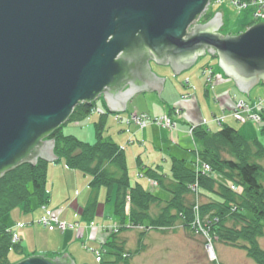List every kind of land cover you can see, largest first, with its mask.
Returning a JSON list of instances; mask_svg holds the SVG:
<instances>
[{
	"label": "water",
	"instance_id": "obj_1",
	"mask_svg": "<svg viewBox=\"0 0 264 264\" xmlns=\"http://www.w3.org/2000/svg\"><path fill=\"white\" fill-rule=\"evenodd\" d=\"M208 2L0 0V176L17 162L56 160L54 141L43 139L79 103L105 94L108 109L123 111L134 92L157 90L159 97L162 78L149 60L176 74L191 68L194 54L207 52L217 55L239 92L264 82V22L222 37L214 15L187 32ZM10 264L74 260L32 257Z\"/></svg>",
	"mask_w": 264,
	"mask_h": 264
},
{
	"label": "rangeland",
	"instance_id": "obj_2",
	"mask_svg": "<svg viewBox=\"0 0 264 264\" xmlns=\"http://www.w3.org/2000/svg\"><path fill=\"white\" fill-rule=\"evenodd\" d=\"M258 1L259 0L245 1L248 2L246 4L243 3V0H241L242 3L237 4L238 9H235L234 7H232V5L236 4V2H232L229 0H209L208 5L205 7L204 11L197 17L196 22H194L192 26L194 27L199 23L204 25L205 23L210 21L214 17V15H218L220 18L219 19L220 22H218V24L221 28L218 29L217 33L220 36L226 37V36L234 35L235 33L241 31H245L250 23H253L252 25H255L257 23L264 21V7H262L264 5L261 6V4H257L256 6L255 3H258ZM205 54H207V52ZM153 62L155 65L159 64L158 62L155 61ZM215 65H218L217 55L216 56L211 55V57L207 55L205 57H202L197 63V65H195L193 68H191L188 71L189 72L188 75H190L191 80L194 82L192 86L190 85L191 90H189V93H192L193 97H190L189 99H191L190 102L193 101L194 103L193 112H196V114L195 113L193 114L192 112L191 113L193 114L195 121L192 120L187 121L186 118H183L181 121L175 122L174 124L169 122L170 131L176 132L179 131L178 128L180 126H185L184 133L192 139L193 146H195V148L193 147L191 149V153L193 156L196 155L197 157L196 156L193 157L191 163H186V162L185 163L188 167L193 168L195 172L201 170L196 168V166H193L192 163L201 164V162H199L198 159H199L200 151L204 146H202L200 142L196 140L195 137L192 136V133H194V130L198 129L199 127H202L208 130L210 133H213L216 132L217 129H220L221 126H223L224 124L223 120L215 119L216 124L211 125L210 121L213 119V116L211 114V111L208 110V105L205 100V91L208 90L210 95L211 96L213 95L212 97L209 95L211 99L212 109L217 106L220 112H221L220 107L218 106L217 103H214V101L218 102L219 96L221 98L223 97L220 100L222 104L225 103L226 99H227L226 103H229L230 102L229 98L233 100V96H235V98L238 100L245 101L246 103H244V106L247 110H249V114H251V111L253 112V108H254L253 102L256 101L255 104H259L260 100L264 101V86L261 85L259 86L258 84L250 92V95L246 96L242 93H239L237 91V88L234 87V84L232 82H231L232 84L229 83L227 85H221V87H217L219 89H227V88H231V85H233L231 89V95L228 96L227 94L225 95V93L224 94L221 93L219 95L217 94V96H215L216 98H214V91L211 85L212 83H216V84L218 83L217 80L214 78V76L211 74L213 69L210 67L214 66V69L219 68V65L218 67H215ZM155 71H159L160 73H166L169 76H171L170 82L172 81V83H174V80L177 84H180L185 81L184 78H182L181 76L174 77L169 69L164 70L162 67L161 68L157 67L156 69L155 67ZM206 71L207 72L210 71V73H208V75L207 74L204 75L203 72ZM219 71H220L219 76L221 77V79H223L222 81H224V79L231 81L226 77L223 78L222 71L220 68ZM208 78L212 81V83L207 84ZM196 91H197V95L195 94ZM136 93H140V92L137 91ZM212 98H214V101H212ZM140 99L141 101L138 108L144 109L146 107L145 105H150V103L147 102V100L143 98ZM159 101H161V98H159ZM179 101L182 102L183 100L181 99ZM220 101L219 103H221ZM94 103L95 106L94 109L92 110L91 115L85 120H82L77 123L76 121L72 122L66 120L65 123L61 124L59 127H61L60 129L62 133L65 136H72L77 139H79L82 136V138H85L84 139L85 141H83L82 139L79 140L83 142H87L86 139H88V133L90 131L92 135L91 136L92 139L91 141L88 142L93 143L95 140L94 125L97 124V121L99 119L101 120L100 116L96 112L101 114L103 113V115H105V118L110 116L109 120L106 122V126L102 134L104 140L109 135L113 136L114 135L113 132L121 128L119 124H123V126L125 127L124 132L128 133L129 137L127 141L124 143V145L118 146L119 150L123 151V153L124 150L127 149L126 146H131L133 144H138L141 147H145V144H143L141 141H135L134 134L130 130V127H133L136 132H142V129L144 131L148 127L152 126L151 122H156V119H157L156 126H160L162 125V121L166 122V119L175 120L174 118H178L173 115L170 116L169 114L168 115L154 114L149 116L150 114H147L145 112H141L140 113L141 115L128 114L126 115L125 118V114H123L125 111L123 112L116 110L114 112L111 111V109L108 110V112L101 111L100 102L97 101ZM123 108L126 109V107L124 106ZM232 109H228V110L231 111ZM262 109H264V105ZM171 110H175V109L172 107ZM176 112L184 113L182 109L180 110L178 109L176 110ZM230 114L232 115L231 119L233 120L232 123L233 126H231L232 128L237 129V131L239 130L242 133L240 134L246 140L252 141L254 138H256L264 146V137L260 134V130L258 129L257 123L255 122L243 123V119H240L241 121L240 120L238 121V119H236L232 113ZM97 116H99V119ZM263 117H264V113L260 112V115L258 116L257 119L261 120ZM198 121L210 122V124L205 126L204 124H201ZM251 149L252 151H250V155H252L255 151L254 146H251ZM225 150L223 149L220 150L219 155L224 159H233V157L229 155V153L226 152ZM253 159L256 163L264 167V158L258 159L254 157ZM38 161H43V160L38 159ZM47 163L57 164L58 162L57 160H53L52 162L50 163L47 162ZM202 164L205 165L204 166L205 169L206 164H204L203 162ZM126 166L128 170V178L130 184L132 186L135 184L141 186L143 192L148 196L149 193L152 192L154 198H151L150 200L149 198H146L147 200L144 199L147 202L142 206V210L144 211L143 213L144 215L142 217L144 219H142L141 223L135 224L130 220L131 209L137 210L138 208L137 205H134L132 203V200L130 199V194L129 195L127 194L128 196H126L127 203L125 204L124 210L121 213L124 218L126 217V220H122L119 215H116L115 210L113 209V213H111V215L109 214L108 216H106L105 220L101 224L100 223L94 224L92 222L94 224L95 230L99 232L102 230L101 232L104 235V239H106L110 235L109 233L111 234L116 233V235H112V238H108V241L110 242H106V243H108V245H111L110 246L111 248L106 247V249L104 250H102V248H100L99 246L94 248L91 247V245L88 244L87 240L81 241V244L78 243L76 246V250L78 252V258H80L82 262L85 261L86 264H101L99 262H102V264L103 263L104 264H257L254 260L248 257V254L245 250L227 246L220 241L216 232L213 231V234H211L210 232L211 227L206 222L207 221L206 218L200 217V206L204 202H207L208 199L201 196L200 191L196 185L189 186L188 192L182 198V201L184 203V208L187 209L189 208L191 211V219L184 224L183 222L186 221V219H184L183 217L184 214L171 211V214L175 218V221L170 220V223L164 222L159 220L160 219L159 216L163 208L166 207V203L171 200V195L160 190L159 188H153V186L155 187L158 186L157 181L143 175L144 170L142 169H145V167L147 166H143L140 162H138L136 166L135 164L132 163V160L130 163L128 162ZM171 166H172V161L167 173L160 171L157 166H155V168L152 167H147V168L156 170L158 174L164 176L165 180H168L170 179V175H171ZM62 167L64 166L62 165ZM210 171L211 168L209 167V171H206V173H210ZM81 177L82 176H80V179ZM85 177L86 179L88 178L91 180L89 175H85ZM213 177H214L213 180L219 181L224 185L230 187L232 191L236 192L239 195L245 192L243 188L231 183L225 178H222L219 174L213 173ZM260 182L264 187V174L262 175ZM47 184H49L48 178H47ZM59 185H60V181H59ZM59 185L55 189L56 198L58 200H61L60 198H63L65 194L66 196L67 194H71V190L70 191L66 190V192L62 191V188H59ZM62 185L63 184H61V186ZM85 185H87V183L84 184L82 181L76 188L81 192L84 189ZM148 190H150V192ZM106 194H107L106 191L104 192V190L102 189L98 192V195L96 197L97 200H98V196L100 200L104 199V205L105 203H108L110 200L113 201L112 195H110L109 200H107ZM88 203L89 202H87V204ZM35 208L39 209L42 212V215L38 218V220L36 219L39 216V213L34 211ZM19 209H21L24 213H28L24 211L23 207H19L13 210L12 212H10L8 215H6L3 218V223L6 225L14 223L13 227H8V229L6 230V234L9 236V244H10V248H9L10 251L7 259L9 263L22 261L38 256V255L24 256L22 254V251L19 250L16 247V245H13L14 243H16L17 239H20V237L18 236L15 230L23 227V225L26 226L25 224L17 223V222L28 221L27 223H30L28 225L29 227L35 226L38 229L37 230L36 228H34V231L28 229L25 232V235L29 238V245H31L32 247L35 246L34 248H38V249L54 247V245H52L54 239L50 238V235H52L53 233L63 234V232L64 231L66 232L67 229L75 230L78 233V230H76L77 228H72V229L68 228V224L70 222L66 223L65 226L67 227L61 226L62 222L58 219L61 217V215L58 211L55 214L53 213V215L57 216L55 217V219L58 222L57 229L54 230V232L44 231L43 228L44 226L38 224L40 222V219L46 216L45 212L48 213V211L51 212L55 211L50 209L45 204L38 205L35 200L32 201L33 214L31 215L30 218L28 217V219L17 218V211ZM213 220H214L213 221L214 224L218 222V219L216 217H214ZM232 222L233 221L228 220L226 223L227 226L228 227L231 226ZM135 225H140L139 226L140 230H138V228H136ZM77 226L80 225L78 224ZM100 228L101 230H99ZM80 232L83 233V231ZM34 233H36V235H34ZM89 233H90V229H89ZM91 240L93 239L91 238ZM256 241L258 245L257 248H259L261 251L264 252V237H258ZM119 249L121 250V252L118 251ZM29 250L31 251L32 249ZM33 251H35V249H33ZM210 251L212 252V255ZM103 256H105L104 258H106V260L108 258H110V260L108 262H104V258H102ZM38 257L50 259L49 257H45L42 254H40ZM95 260L98 261V263H96Z\"/></svg>",
	"mask_w": 264,
	"mask_h": 264
},
{
	"label": "trees",
	"instance_id": "obj_3",
	"mask_svg": "<svg viewBox=\"0 0 264 264\" xmlns=\"http://www.w3.org/2000/svg\"><path fill=\"white\" fill-rule=\"evenodd\" d=\"M252 24L250 23L248 27ZM94 106L95 103L77 104L68 121L85 120L91 115ZM104 126L105 119L99 120L94 125L93 143L65 136L61 127L51 131L46 137L54 141L57 164H62L66 169L78 171L83 175H89L91 178L89 203L82 211L85 217L90 218L95 212L98 204L96 197L98 192L104 189L107 200L112 195L115 214L122 220H126L121 213L127 203L126 196L130 194L132 203L138 206L137 210L131 209L130 220L135 224L141 223L144 219L142 206L147 202L146 198L150 200L154 196L151 193L149 196L146 195L141 186L130 184L125 155L116 144L104 141L102 135ZM260 134L264 137V126ZM194 137L204 146L200 151L199 159L211 168L210 173L200 171L197 176L194 169L188 167L184 160L172 161L168 180L154 169L147 167L142 169L143 175L156 180L158 188L171 195V200L166 203L159 220L169 223L170 220L175 221L171 214V211H174L183 213L186 219L183 223H187L191 219V211L189 208H184L182 198L188 192L189 186L197 182L201 196L208 199L200 206V217L206 218V222L211 227V234L213 231L216 232L222 243L243 249L257 264H264V252L257 248L256 241L258 237H264V187L260 182L264 167L253 159L264 158V146L257 139L246 140L240 132L226 124L213 133L199 127L194 130ZM251 146L255 148L252 155H250ZM222 149H226L225 151L233 159L222 158L219 155ZM48 166L45 161H38L35 165L21 161L14 167L6 169L0 176V264H10L7 260L10 251L9 236L6 234L7 227L3 223V218L19 207H23L25 212L31 211L34 200L38 205L47 203ZM213 173L240 186L245 192L239 195L230 187L213 180ZM214 217L218 219L215 224ZM228 220L233 221L229 227L226 224Z\"/></svg>",
	"mask_w": 264,
	"mask_h": 264
},
{
	"label": "crops",
	"instance_id": "obj_4",
	"mask_svg": "<svg viewBox=\"0 0 264 264\" xmlns=\"http://www.w3.org/2000/svg\"><path fill=\"white\" fill-rule=\"evenodd\" d=\"M216 62V61H215ZM154 66L158 68H163L164 70H170V65L168 64H158ZM215 67H218V65H215ZM213 69L214 72L220 73V71L215 70L213 67H210ZM191 69V68H190ZM182 70L180 73L176 74V77H182L184 80H188V84L192 86L194 82L191 80V77L189 74V70ZM219 69V68H218ZM157 77L162 78V90L159 93L158 97V92L157 90H140L141 93L139 95L134 96L133 100L129 102V105L126 107L127 112L132 111V107H136L137 101H141L140 98H143L147 100V102L150 103V105H145L146 107L144 109H140V112H146V111H152L153 114L159 115L160 113L164 111H168L170 109L177 107L178 109H182L184 112V116L186 117L187 121L192 120L195 121L194 119H190L188 116V111L184 110L185 107H187V101H179V96L180 94L184 93L186 88L179 87V84H177L174 80V83L172 81L170 82L171 76H169L166 73H160L159 71H155L152 69ZM174 70L172 69L171 74ZM186 72V73H182ZM223 78H225L224 74L222 73ZM230 81L226 80L222 83L216 84L214 88V98L217 96V94L225 93L226 91L229 92V95H231V89L233 85H231V88L227 89H219L217 87H221V85H227L229 84ZM176 84V85H175ZM232 84V83H231ZM189 86L188 90H190ZM218 89V90H217ZM187 90V91H188ZM238 91V90H237ZM139 92V91H138ZM239 92V91H238ZM197 95V91L195 93ZM210 93L208 90L205 91V100L208 105V110L211 111V114L213 115H219L220 111L218 107L216 106L215 108L212 109L211 106V99H210ZM149 96V97H148ZM213 96V95H212ZM211 96V97H212ZM198 97V96H196ZM159 98H161V101H159ZM214 98H212V101H214ZM223 98V97H222ZM220 96L218 97V102L214 101V103H219V101L222 99ZM101 106L100 110L108 112L107 105V99L99 100ZM152 102V103H151ZM221 102V101H220ZM190 105L193 106V102ZM132 108V109H131ZM111 111H116L114 109H111ZM120 111V110H119ZM187 111V112H186ZM229 110L227 109V112ZM188 113V114H186ZM229 113V112H228ZM99 119V116H97ZM109 117H106V122L109 120ZM96 123V122H95ZM233 120L231 118H228L224 121V124L228 126H233ZM119 129L115 130L113 132V136L109 135L104 141L106 142H111L113 144H116L117 146H122L124 143L127 141L129 135L128 133H125V127L123 124H120ZM179 131L172 132L170 135L167 131H164L160 128L150 126L147 129H145L142 132H136L133 127H130V130L134 134L135 141H141L143 144H145V147H141L138 144H133L130 147H127V149L124 150V155L126 158V163H130L132 160V163L137 166L138 162H140L143 166L147 167H152L155 168L157 166L160 171H163L165 173L168 172L169 166L171 164V161L173 159H178V160H184L186 163H191L193 159V155L191 153V149L195 146H193L192 139L187 136L184 133L185 126H180ZM90 130V129H89ZM219 129H217L218 131ZM239 131V130H238ZM240 132V131H239ZM241 133V132H240ZM242 134V133H241ZM91 132L89 131L88 133V139L86 141H91ZM85 141V138H82V136L79 138ZM136 143V142H135ZM197 147V146H196ZM158 170V171H159ZM80 176L81 179H80ZM47 178L49 180V184H47V192L49 195V202L47 206L52 209V210H57V209H62L61 213V218L64 221L67 222H74V221H79L81 224L86 223V219H82L83 217V209L86 207L87 202L90 197V189L88 188L90 179H86L85 175L82 173L80 174L78 171H72L69 169H66L65 167H62L61 164H49L48 170H47ZM60 181V185H59ZM83 181L84 184L87 183V185L84 186V189L80 192L76 187ZM61 184H63L61 186ZM62 188V191L71 190V194H66L63 196V198H60L61 200H58L56 198V188L58 187ZM65 188V189H63ZM102 190V189H101ZM104 190V189H103ZM105 192V190H104ZM98 204L96 206V210L92 216L87 217L89 221H92L94 224L96 223H102L105 220V217L108 216L109 214L113 213L114 209V203L113 201H109L108 203H105L104 205V199L100 200L98 196ZM74 212H73V210ZM35 212L39 213V216L37 217L36 220L42 215V212L35 208ZM76 212V213H75ZM33 214V210L28 213H24L21 209L17 211V218L20 219H28L30 218L31 215ZM89 216V215H88ZM19 219V220H20ZM26 222H17V223H22L25 224L26 226H23L21 228L16 229L15 231L17 232L18 236L20 237L21 240V251L24 256H36V255H44L45 257L49 258H54V256H60V255H69L72 260H74L75 264H86L85 261L82 262L80 258H78V252L76 250V246L78 243L81 244V241H88V244L91 245V247H96L94 244L95 243H90L88 240V234H89V229L84 228L83 233H82V238L79 239L77 238V232L75 230H69L66 231L63 234L60 233H53L50 235L51 239H54V242L52 245L54 247L51 248H45V249H38L34 248L35 246L29 245V238L25 235V232L29 229L31 231H34L35 226L29 227L28 225L30 223ZM82 224V225H83ZM7 227H13L14 223L6 225ZM31 228V229H30ZM37 229V228H36ZM38 230V229H37ZM36 235V233H34ZM101 236V235H100ZM29 249H32L31 251ZM35 249V251H33ZM110 258L106 260L104 258V262H108Z\"/></svg>",
	"mask_w": 264,
	"mask_h": 264
},
{
	"label": "bare ground",
	"instance_id": "obj_5",
	"mask_svg": "<svg viewBox=\"0 0 264 264\" xmlns=\"http://www.w3.org/2000/svg\"><path fill=\"white\" fill-rule=\"evenodd\" d=\"M229 1H232V2H236V4H234V5H232V7H234L235 9H238V5L237 4H241L242 2H241V0H229ZM232 2H230V3H232ZM243 3H248V2H245L244 0H243ZM208 5V4H207ZM254 8V7H253ZM252 8V9H253ZM242 9H243V7H242ZM194 22H196V20H194ZM193 22V23H194ZM264 22V21H263ZM263 22H260V23H257V24H261V23H263ZM193 23L187 28V32H191V29L192 28H194L192 25H193ZM257 24H255V25H257ZM199 25H203V24H201V23H199ZM254 25H252V26H250V27H248L245 31H241V32H238V33H235L234 35H230V36H237V35H240V34H242V33H245V32H247L250 28H252ZM219 28H221L220 26H218L217 27V31L216 32H218V29ZM207 55H209L210 57H211V55L210 54H205V55H203V54H201V53H197V54H194L193 55V57H194V61L192 60V65H191V68H193L195 65H197V63L199 62V60L202 58V57H205V56H207ZM197 56V57H196ZM216 56V55H215ZM149 62V64H150V67H151V70L152 69H154L155 70V66H154V62L152 61V60H149L148 61ZM170 67V69H171V71H172V69H173V67H171V66H169ZM183 70H187V69H183ZM215 70H219L218 68L217 69H215ZM222 71V70H221ZM152 72L154 73V71L152 70ZM183 74L184 73H186V72H182ZM222 73H223V71H222ZM155 74V73H154ZM172 74H173V76L174 77H176V74L174 73V71L172 72ZM203 74L204 75H206L207 74V71L206 72H203ZM224 74V73H223ZM212 75L215 77V79L217 80V83H222V82H224V81H226L225 79H224V81H222L223 79H221V77L219 76L220 74L219 73H216V72H214L213 70H212ZM185 82V83H184ZM184 82H182V83H180L179 84V86H180V88H182V87H184V88H187V89H185L186 91L184 92V93H182V94H180V96H179V100H183V101H187V107H185L184 108V110H187L188 111V113H186V114H188V116L190 117V119H194L195 120V118H194V116H193V114L195 113L196 114V112H193V109H194V104H193V106L192 105H190V104H192V103H189L190 101H191V99H189L190 97H193V95H192V93H189V90H188V87L190 86L188 83V80H185ZM233 83L234 84V82L231 80L230 81V83ZM211 85V84H210ZM264 86V82H262V81H260L259 82V86ZM215 86H216V83H212V85H211V87L213 88V91H214V88H215ZM256 87V86H255ZM255 87H253L250 91H249V93L248 94H244V95H250V92L255 88ZM124 89H126V87L124 88ZM188 90V91H187ZM191 90V89H190ZM140 92V91H139ZM141 93V92H140ZM239 93H241V92H239ZM135 94L136 95H139V93H136V92H134L131 96H126L125 97V102H124V107H127L128 105H129V102L130 101H132L133 100V98H134V96H135ZM226 94L229 96V92L228 91H226ZM243 94V93H242ZM195 96V95H194ZM231 97V96H230ZM100 99H103V100H105L106 99V96H105V94H101L100 96H98V97H96V100L94 101V102H97V101H99ZM229 100H230V102L229 103H226L227 102V99L225 100V103L224 104H222V102H221V104H218V106L220 107V109H221V112H220V114L219 115H212L213 116V119L210 121L211 122V125H215L216 124V122H215V119L216 120H218V119H221V120H223V122L226 120V119H228V118H231V114L230 113H232L233 114V112H232V110L230 111H228L229 113H227V109H232V108H234L235 107V105H236V103H239V104H241V105H243L244 103H246L245 101H242V100H238V99H236L235 98V96H233V100L231 99V98H229ZM93 102V103H94ZM193 102V101H192ZM256 102V101H255ZM255 102H253L254 103V108H253V112L251 111V114H249V110H247L246 108H244V109H242L241 110V118L243 119V123H247V122H255V123H257V125H258V129L259 130H261L262 128H263V126H264V117L260 120V119H257L258 118V116L260 115V112H262V113H264V109H262V107H263V105H264V101H262V100H260L259 101V104H255ZM252 103V102H251ZM139 101H137V105H136V107H132L133 108V110L132 111H129V112H127V110L125 109V108H123V114H125V118H126V115H128V114H130V115H136V114H140L141 112H140V110H139V108H138V106H139ZM248 105V104H247ZM175 110H168V111H164V109H163V112L162 113H160V114H164V115H170V116H176V117H178V118H174L175 120H172V119H170L169 120V122L170 123H172V124H174L175 122H179V121H181L183 118H186L185 116H183L184 115V113H178V112H176V110H178L177 109V107L176 108H174ZM240 109V108H239ZM180 110V109H179ZM186 111V112H187ZM193 114H192V113ZM256 112V113H255ZM72 113V112H71ZM99 116H100V118L101 119H105V117H103V116H105V115H103V113L101 114V113H98V112H96ZM145 113H147V114H150L149 116H151V115H154L153 114V112L152 111H146ZM122 114V115H123ZM141 115V114H140ZM71 116V114L69 115V117ZM69 117H67V120L69 119ZM100 120V119H99ZM99 120L97 121V122H99ZM154 121V120H153ZM239 121V120H238ZM241 121V120H240ZM151 122V121H150ZM164 121H162V125H160V126H156V123H157V119H156V122H151V125L152 126H154V127H157V128H160V129H162V130H164V131H167L170 135L172 134V131H170L169 129H170V127H169V124L168 123H166V122H164ZM199 123H201V124H204L205 126H207V125H209L210 124V122H204V121H198ZM77 123V122H76ZM63 124V123H62ZM118 124V123H117ZM200 124V125H201ZM120 125V124H119ZM105 126H106V121H105ZM105 126H104V129H105ZM218 127H219V125H218ZM235 129V128H234ZM235 130H237V129H235ZM142 131H143V129H142ZM192 136L194 137V133H192ZM192 137V138H193ZM46 138L47 137H45L43 140H46ZM254 139H256V138H254ZM258 140V139H257ZM127 147H130V146H126V148ZM53 154H54V146H53ZM54 156H55V154H54ZM196 156V155H195ZM195 156H193V157H195ZM56 157V156H55ZM197 157V156H196ZM39 159V158H38ZM38 159H37V161H36V163L38 162ZM56 160H57V157H56ZM125 160H126V158H125ZM173 160H178V159H173ZM44 161V160H43ZM179 161V160H178ZM198 161L199 162H201V164L199 163V164H196V163H192V165L193 166H196V168H198L199 170H201V173L203 172V173H205V171H204V166L205 165H203L202 164V161L200 160V159H198ZM35 163V164H36ZM34 164V165H35ZM127 164V163H126ZM207 166V165H206ZM6 170H4L3 171V173L5 172ZM195 171V170H194ZM209 171V170H208ZM199 173H200V171H196L195 172V174L198 176L199 175ZM196 176V177H197ZM197 186V182L194 184V186ZM198 187V186H197ZM88 188L90 189V187H89V185H88ZM153 188H158V186L157 187H155V186H153ZM161 190V189H160ZM149 192H150V190H148ZM151 194H152V192H150ZM46 195H47V203H45V205H47L48 204V202H49V195H48V192L46 193ZM153 195V194H152ZM73 210V209H72ZM59 212L60 213V215H61V213L63 212L62 211V209H57V210H55L54 212H51V211H48V212H51V213H56V212ZM73 212H74V210H73ZM45 213H47V212H45ZM76 213V212H75ZM94 213H92V215H93ZM91 215V216H92ZM55 217H57L56 215H52L51 216V218H55ZM82 219H86V223H80L79 221H72V222H70L69 224H68V228H70V229H72V228H77L76 230H78V233H77V238H79V239H81L82 238V233L80 232V231H83L84 230V228H89L90 229V233H89V237H88V239H89V241H90V243H95L94 245L96 246V247H100V248H102V250H104V249H106V247H109V248H111L110 246H108L107 244L108 243H106V242H110V241H108V238H112V235H116V233L115 234H111V233H109L110 235L106 238V239H104V235H103V233L101 232L102 230H101V228L99 229V230H101L100 232L99 231H97V230H95L94 229V224L92 223V221H89L88 222V218L87 217H85V214L83 213V217H81ZM61 222H62V227H67V226H65L66 225V223H67V221H64V220H62V218L60 217V218H58ZM58 223V222H57ZM57 223H53V224H48V226L47 227H43L44 228V231H48V232H54V230H56L57 229V227H58V225H57ZM38 224H40V225H42L41 223H38ZM80 225V226H77V225ZM18 226H20V225H18ZM17 226V227H18ZM24 226V225H23ZM139 226L140 225H137V226H135L136 228H138V230H140V228H139ZM7 227V226H6ZM79 228V229H78ZM8 229V227L6 228V230ZM133 229V228H132ZM80 230V231H79ZM66 231H69L68 229L66 230ZM63 233H65V231L63 232ZM99 235H101L100 236V238H99ZM91 236V237H90ZM91 238L93 239V240H95V241H93V240H91ZM13 245H16V247L19 249V250H21V240L20 239H17V241H16V243H14ZM119 252H121V250H118ZM95 252H98V251H95ZM210 253H211V255H212V252L210 251ZM60 256H66L68 259H71V257L69 256V255H65V254H63V255H60ZM59 256V257H60ZM36 257H38V256H36ZM105 256H103L102 258H104ZM38 258H40V257H38ZM56 258H58V256H54V258H50V259H56ZM40 259H42V258H40ZM43 259H46V258H43ZM72 260V259H71ZM95 262L96 263H98V261H96L95 260ZM99 263H101L102 264V262H99ZM74 264H75V262H74ZM104 264V263H103Z\"/></svg>",
	"mask_w": 264,
	"mask_h": 264
},
{
	"label": "built area",
	"instance_id": "obj_6",
	"mask_svg": "<svg viewBox=\"0 0 264 264\" xmlns=\"http://www.w3.org/2000/svg\"><path fill=\"white\" fill-rule=\"evenodd\" d=\"M263 1H264V0H262V1L259 0L258 3H255L256 6H257V4H261V6L264 5ZM253 3H254V2H253ZM262 7H264V6H262ZM262 17H263V16H262ZM208 73H210V71L207 72V75H208ZM211 74H212V73H211ZM214 78H215V77H214ZM209 83H212V81L208 78V79H207V84H209ZM239 108H240V109H239ZM244 108H245L244 104L241 105V104H239V103H236L235 107L232 109L233 116H234L236 119H238V120L242 119V118H241V110L244 109ZM165 119H166V118H165ZM166 123L169 124V119H166ZM219 123H220V122H219ZM169 126H170V125H169ZM208 170H209V167L206 166V168L204 169V171L206 172V171H208ZM52 215H53V213H51V212L46 213V216H44L43 218H41L39 223H41L44 227H47L48 224H53L54 222L57 223V220H56L55 218H54V219L51 218ZM57 224H58V223H57ZM15 240H16V239H15Z\"/></svg>",
	"mask_w": 264,
	"mask_h": 264
}]
</instances>
